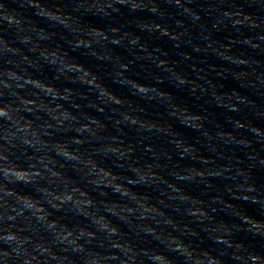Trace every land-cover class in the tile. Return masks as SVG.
<instances>
[{
  "label": "clouds",
  "instance_id": "1",
  "mask_svg": "<svg viewBox=\"0 0 264 264\" xmlns=\"http://www.w3.org/2000/svg\"><path fill=\"white\" fill-rule=\"evenodd\" d=\"M0 264H264V0H0Z\"/></svg>",
  "mask_w": 264,
  "mask_h": 264
}]
</instances>
